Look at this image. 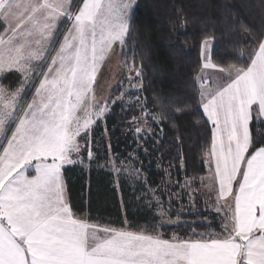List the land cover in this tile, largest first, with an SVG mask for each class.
<instances>
[{
	"label": "snow or ice",
	"instance_id": "snow-or-ice-1",
	"mask_svg": "<svg viewBox=\"0 0 264 264\" xmlns=\"http://www.w3.org/2000/svg\"><path fill=\"white\" fill-rule=\"evenodd\" d=\"M133 5L0 0V74L15 69L23 77L15 91L0 86V264H264V140L254 144L249 127L254 112L264 114V36L245 67L221 69L226 85L201 90L221 198L233 193L239 177L234 210L222 225L225 238L170 242L104 229L101 239L74 218L62 169L78 163L72 158L81 148L77 137L84 133L87 141L108 109L101 104L83 123L77 112L87 107L99 61L115 42L124 45ZM61 20L70 27L57 43ZM26 85L31 96L21 95Z\"/></svg>",
	"mask_w": 264,
	"mask_h": 264
},
{
	"label": "trees",
	"instance_id": "trees-1",
	"mask_svg": "<svg viewBox=\"0 0 264 264\" xmlns=\"http://www.w3.org/2000/svg\"><path fill=\"white\" fill-rule=\"evenodd\" d=\"M260 36L264 0H137L121 65L126 75L141 73L135 78L140 89L128 94L132 101L114 103L95 128L91 155L62 169L73 215L111 229L156 230L165 238H221L222 220L201 202L193 207L183 189L186 180L209 171L213 126L201 113V50L211 39L216 66L243 68ZM143 112L152 114L145 133L136 131ZM260 121L249 126L254 144L264 140ZM112 161L122 167L118 174ZM159 212L179 223L161 225Z\"/></svg>",
	"mask_w": 264,
	"mask_h": 264
},
{
	"label": "rangeland",
	"instance_id": "rangeland-1",
	"mask_svg": "<svg viewBox=\"0 0 264 264\" xmlns=\"http://www.w3.org/2000/svg\"><path fill=\"white\" fill-rule=\"evenodd\" d=\"M71 2L72 4L74 3V5H76L77 7L80 6V0H71ZM104 2L108 3L109 0H104ZM111 2L119 3L120 0H111ZM136 2L137 0H134L132 12L134 10ZM132 12L130 13V15L132 14ZM62 23L63 21L61 20L60 24ZM69 27H70V23L63 24V27H61L58 24L57 29L53 34V39H55L57 43L62 42L64 31ZM57 34H59V38H57ZM212 44H213L212 40L207 39L204 41L202 45L201 59H202L203 68L200 75L197 78V83L200 90L206 88L208 91H214L220 85H226L224 76L227 73L221 72V69H227L230 67H219L212 62ZM123 46L124 45H120L118 41L115 42L112 45V48L105 53L104 58L99 61L98 71L92 86V91L85 99V105H87V107L82 106V108L77 112V117L81 120V123H83V121L89 118V116L101 104H104L108 109L105 112L104 116L97 119L95 123L92 125L91 131L88 134L89 139L87 141L84 140V133H81V135L77 137V142L80 144L81 148L79 153L72 154V158L73 159L78 158V163L83 162L84 153L89 151L88 142L90 141V138L92 137L95 128L98 126L100 122L104 120L106 115L110 112V109L113 106V104L116 103L117 101H124V102L132 101L133 99L131 97H127L128 94L134 93L140 89V84L135 82L136 75H134L133 77L126 75L125 70L121 65V53L123 50ZM32 47L33 49H35L36 45L33 44ZM49 47L51 46L49 45ZM45 55H47V53H45ZM33 63H39V62L33 61ZM206 63L210 65L208 68L204 67V64ZM211 65H215V67H212ZM21 79H23L22 74L16 71L15 69L11 71H6L0 74V86L4 87L6 90L15 91L20 86ZM30 83L31 82L29 81V84ZM25 92H27L29 96L32 95V93L29 91L28 85L25 86L24 91L21 93V95H24ZM255 107L256 106H253L254 109ZM253 116H254L253 120H264V114L256 115V113L254 112ZM148 117H149L148 112H143L139 117V119H141V124H140L141 133H145L146 131L149 130L148 129L149 124L151 122L149 121ZM249 151H251V149ZM209 159L210 157L207 153L205 160L209 170L208 175L206 177L199 178L198 180L195 179L186 180L183 189H185L188 192V199L190 200L193 207L200 206L198 204L196 205V202L203 203L202 205L205 207V209L212 212L213 214H216L219 217V219L222 220L221 221V226H222L224 223L229 222L228 220L225 219V217H231L232 215L231 209L233 206V197L235 190L237 188L239 177L237 178V182L233 183V193L225 198H221L219 196V180L218 178L214 177V171L213 168L210 167ZM111 165H112L111 167L118 174L121 170L120 168L122 167H117V165L114 164L113 161ZM121 173L125 175L132 174L130 169H122ZM26 175H29V177L31 178V176L35 175V173L30 168L28 173H26ZM64 186H65V181H64ZM65 196H66V202L69 205L66 186H65ZM217 208L220 209L219 212H217ZM158 215L161 217V221H160L161 225L162 224L174 225L179 223L178 219H171L168 215L165 216V214H163L162 212H159ZM90 225L95 227L96 226L100 227V225L97 224H90ZM157 232L158 231L155 230V233ZM227 235L228 232L225 231L224 227L222 226L221 238H225ZM216 238L219 237L217 236Z\"/></svg>",
	"mask_w": 264,
	"mask_h": 264
},
{
	"label": "crops",
	"instance_id": "crops-1",
	"mask_svg": "<svg viewBox=\"0 0 264 264\" xmlns=\"http://www.w3.org/2000/svg\"><path fill=\"white\" fill-rule=\"evenodd\" d=\"M24 2H27V0H24ZM72 3V2H71ZM74 3H75V1H74ZM73 3V4H74ZM59 25H60V22L58 23ZM251 123V122H250ZM236 194H238V188H236V190H235V193H234V196L236 195ZM67 198H68V196H67ZM68 203H69V201H68ZM69 206V205H68ZM69 208H70V206H69ZM234 210V200H233V206H232V209H231V211H233ZM74 216V215H73ZM74 218H76L75 216H74ZM77 219V218H76ZM79 220V219H78ZM82 222V221H81ZM86 224H88V225H90L89 223H86ZM91 227H90V231L91 230H95L96 231V236L98 237V238H104L105 237V235H106V233H105V231H104V229H109V230H118V229H111V228H105V227H95V226H92V225H90ZM121 231H130V230H121ZM131 232H133V231H131ZM134 233H142V234H145V235H149V236H153V237H155V238H160V239H165V240H168V241H170V242H184V241H210V240H193V239H177V238H175V237H170V238H165V237H163V236H161V234L160 233H155V234H147V233H144V232H134ZM226 235V234H225ZM216 239H223V238H216Z\"/></svg>",
	"mask_w": 264,
	"mask_h": 264
}]
</instances>
